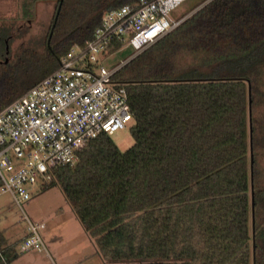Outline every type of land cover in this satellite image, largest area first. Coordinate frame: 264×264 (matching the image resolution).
<instances>
[{
  "label": "trees",
  "instance_id": "trees-1",
  "mask_svg": "<svg viewBox=\"0 0 264 264\" xmlns=\"http://www.w3.org/2000/svg\"><path fill=\"white\" fill-rule=\"evenodd\" d=\"M40 1L55 3L50 22L10 58L8 46L0 108L90 39L104 10L136 0H62L49 47L58 0L20 10L31 17ZM10 27L0 23V41ZM113 75L127 91L132 144L121 150L101 133L41 188L59 184L105 260L264 264V0H209ZM11 247L0 229V264Z\"/></svg>",
  "mask_w": 264,
  "mask_h": 264
},
{
  "label": "built area",
  "instance_id": "built-area-1",
  "mask_svg": "<svg viewBox=\"0 0 264 264\" xmlns=\"http://www.w3.org/2000/svg\"><path fill=\"white\" fill-rule=\"evenodd\" d=\"M181 1L136 0L104 10L90 39L67 49L54 70L0 108V193L9 192L23 211L30 185L50 182L52 171L74 164L89 140L132 119L126 88L112 78L118 65L110 69L100 60L113 42L130 45L132 57L169 32L184 19L169 16ZM24 217L27 234L17 250H44L48 264H57L39 233L43 223Z\"/></svg>",
  "mask_w": 264,
  "mask_h": 264
},
{
  "label": "rangeland",
  "instance_id": "rangeland-1",
  "mask_svg": "<svg viewBox=\"0 0 264 264\" xmlns=\"http://www.w3.org/2000/svg\"><path fill=\"white\" fill-rule=\"evenodd\" d=\"M21 1L22 0H0V23H5L8 24L9 27H12H10L11 31L8 30V32L3 34L1 37L0 58H2L4 52L3 40L5 38H8V46L11 50L9 58L12 51L15 50L16 46L21 41H25L28 38L30 40H32L33 38H41V35H43L46 31L47 25L50 22L53 10L55 8L54 2L40 1L35 6L34 11L30 13L31 17H27L24 14H21ZM198 3H200V0H182L169 11V16L171 18H178L185 14V18L202 6ZM12 19H15V22L11 21ZM9 33H12L11 37L8 35ZM132 52L133 48L130 45L125 43H118V45L114 49L108 51L105 56L101 58L100 62L105 67L110 69L117 65L119 68L130 58L129 56L132 54ZM112 78H115L114 75H112ZM132 123L133 119L129 120L124 127L119 128L113 133L109 134L113 142L121 150L126 149L133 142V138L129 130ZM10 156L12 159H14L13 154H10ZM39 181L40 180L38 179L33 187H31L30 185L32 193L27 200L22 202L23 211L13 202L9 192L5 191L0 193V229L4 238L9 244L12 245L11 248L18 249L19 242L22 240L21 238L27 234V220L24 215H26V217L32 222L36 221L43 223V226H45L47 223L48 227L54 225L60 226L61 222H67L68 226L66 227V229L68 228V230L71 229V221L74 220L75 222L80 223L74 213V210L66 200L59 184H55L48 188L42 189V186L38 185ZM41 217L44 221H40L42 220ZM37 218L40 220H38ZM23 229H25L24 235H22L24 233ZM40 229H43V227H40ZM39 233L41 234L40 230ZM42 238L44 239V243L47 244L48 235L42 234ZM62 238H64V234L62 235ZM89 239L92 241L95 249L97 250L94 239L91 236H89ZM94 246H92V244H89L88 242V245L84 247V252L87 254V250H93ZM10 250L12 249H9V253ZM17 252L18 254L24 252H40L45 255L44 250L37 251L34 249H29L23 252L17 250ZM53 256L59 264V260L56 259V256L54 254ZM47 259L48 258L46 257V260ZM81 263L84 264L87 262ZM106 263L118 264L117 261L113 260H105V264Z\"/></svg>",
  "mask_w": 264,
  "mask_h": 264
},
{
  "label": "crops",
  "instance_id": "crops-1",
  "mask_svg": "<svg viewBox=\"0 0 264 264\" xmlns=\"http://www.w3.org/2000/svg\"><path fill=\"white\" fill-rule=\"evenodd\" d=\"M40 221L44 220L42 219ZM80 224L81 223L75 222L73 220L71 221V229L68 230V228L66 229L68 226L67 222H61L60 226L54 225L51 227H48V224L46 223V225L43 226V229H40V231L41 236L42 234L48 235V243H44L48 254L53 259V261L57 263L53 256L54 254L56 259L59 260V264H77L81 262H87L84 264H105V259H103L95 249V246L89 239V235L84 231L82 225ZM24 230L25 229H23L24 233L22 235L25 234ZM63 234L64 238H62ZM88 242L94 246V249L87 250L86 254L84 252V247L88 245ZM5 251L9 253V251L6 249ZM10 255V262L8 264H48L50 260L46 253L45 255L40 252H24L18 254L17 249L10 250ZM46 257L48 258L47 260Z\"/></svg>",
  "mask_w": 264,
  "mask_h": 264
},
{
  "label": "water",
  "instance_id": "water-1",
  "mask_svg": "<svg viewBox=\"0 0 264 264\" xmlns=\"http://www.w3.org/2000/svg\"><path fill=\"white\" fill-rule=\"evenodd\" d=\"M62 0H58L56 9H55V13H54V17H53V22L51 25V29L49 30L47 39H46V43L47 46L49 47V39L52 33V27L55 23V20L57 18V14L59 12L60 6H61ZM7 50V48H6ZM7 58H5L6 60ZM57 61L58 58L56 57ZM249 116H251V107H250V103H249ZM250 165H252V147H251V127H250ZM251 226H252V237L254 235V203H253V190H252V185H251ZM252 247H253V260H254V238H252Z\"/></svg>",
  "mask_w": 264,
  "mask_h": 264
},
{
  "label": "flooded vegetation",
  "instance_id": "flooded-vegetation-1",
  "mask_svg": "<svg viewBox=\"0 0 264 264\" xmlns=\"http://www.w3.org/2000/svg\"><path fill=\"white\" fill-rule=\"evenodd\" d=\"M3 42H4V52H3L2 58H0V64H5L6 61H8V38H5ZM5 58L7 59L5 60Z\"/></svg>",
  "mask_w": 264,
  "mask_h": 264
}]
</instances>
